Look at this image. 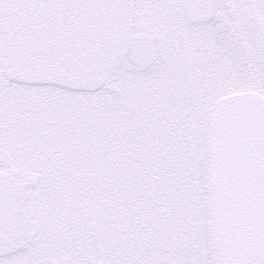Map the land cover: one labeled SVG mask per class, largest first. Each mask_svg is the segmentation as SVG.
<instances>
[{"label":"flooded vegetation","instance_id":"1","mask_svg":"<svg viewBox=\"0 0 264 264\" xmlns=\"http://www.w3.org/2000/svg\"><path fill=\"white\" fill-rule=\"evenodd\" d=\"M136 3L133 29L148 40V59L126 56L95 92L23 86L15 89L24 95L19 112L0 111V170L28 184L25 240L0 264H119L158 251L157 213L143 212L144 196L147 178H165L174 166L169 125L183 103L184 77L191 68L202 77L193 83L207 87L213 65V83L246 76L230 44L249 14L220 0L211 18L190 22L179 0ZM89 96L98 105L88 106ZM120 179L136 193L120 198Z\"/></svg>","mask_w":264,"mask_h":264},{"label":"snow or ice","instance_id":"2","mask_svg":"<svg viewBox=\"0 0 264 264\" xmlns=\"http://www.w3.org/2000/svg\"><path fill=\"white\" fill-rule=\"evenodd\" d=\"M98 2L13 0L12 7L20 17L36 9ZM210 2L186 0L195 6ZM233 6L249 14L247 27L234 30L230 44L245 61L247 75L213 83V65L204 87L193 83L202 77L187 70L183 103L169 125L174 166L151 205L160 228L158 251L119 264H264V0H233Z\"/></svg>","mask_w":264,"mask_h":264},{"label":"water","instance_id":"3","mask_svg":"<svg viewBox=\"0 0 264 264\" xmlns=\"http://www.w3.org/2000/svg\"><path fill=\"white\" fill-rule=\"evenodd\" d=\"M181 3L194 20L208 18L218 0L201 6ZM12 4L0 0V77L13 81L95 90L137 42L131 31L133 0L47 7L20 17ZM141 47L134 53L145 54L146 45ZM24 197L17 183L0 177V254L21 246Z\"/></svg>","mask_w":264,"mask_h":264},{"label":"rangeland","instance_id":"4","mask_svg":"<svg viewBox=\"0 0 264 264\" xmlns=\"http://www.w3.org/2000/svg\"><path fill=\"white\" fill-rule=\"evenodd\" d=\"M47 90H50L51 88H46ZM0 99L3 101V104L0 108V111L3 112L4 114H9V116L14 115L15 113L19 112V107H20V97L24 96L20 91H15L14 87H1L0 88ZM99 94V93H98ZM97 96V94H94ZM56 100V99H55ZM96 101L89 96V104L88 106H93L96 105ZM98 105V104H97ZM96 109H94L95 111ZM147 168H153L152 163L147 167ZM149 175V174H148ZM158 174L157 175H152L150 176V185L152 189H150L148 192L146 190L145 196H144V206H143V212H152L154 211L151 207L152 203L159 200L161 196V191L163 190L164 182H162L160 179H158ZM137 186V185H136ZM156 186V187H155ZM153 187L158 188L160 192L158 194H154L152 192ZM134 188L132 186V183L127 184L126 182L122 181L120 179V190H121V195L120 198H126L128 192H135Z\"/></svg>","mask_w":264,"mask_h":264}]
</instances>
